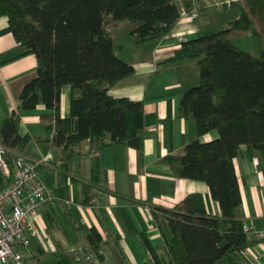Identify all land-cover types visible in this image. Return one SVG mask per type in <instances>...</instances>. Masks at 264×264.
Instances as JSON below:
<instances>
[{"label": "trees", "instance_id": "1", "mask_svg": "<svg viewBox=\"0 0 264 264\" xmlns=\"http://www.w3.org/2000/svg\"><path fill=\"white\" fill-rule=\"evenodd\" d=\"M196 1L0 0V18L8 19L2 33L12 34L21 50L9 62L33 55L38 65V75L23 88L18 108L0 126V144L8 149L5 161L11 171L17 154H26L34 141L20 134L22 115L44 106L53 112L43 120L55 133L61 171L68 172L83 156V142L91 144L90 184L81 187V203H91L94 187L104 179L100 151L122 144L140 151L144 140L145 103L110 93L135 74L134 66L119 56L123 46L114 42L110 23L133 24L130 34L139 46H146L170 35L182 8L191 11ZM231 7L240 10L238 19L217 33L183 42L166 62L194 60L200 70L199 84L185 90L180 103L181 117L196 123L197 138L166 163L177 177L205 183L220 214L209 212L200 193L189 194L171 209L154 208L166 255H158L146 240L153 264H241L255 243L236 215L242 197L235 159L245 145L260 152L264 162V0H235ZM250 35L260 42L259 56L235 42ZM64 87L71 88L67 118L61 114ZM212 133L218 138L201 141ZM66 180L62 177L61 182ZM9 182L0 172V189ZM87 237L102 259L100 233L92 229ZM31 261L43 264L39 256ZM76 261L68 257L56 264Z\"/></svg>", "mask_w": 264, "mask_h": 264}, {"label": "crops", "instance_id": "2", "mask_svg": "<svg viewBox=\"0 0 264 264\" xmlns=\"http://www.w3.org/2000/svg\"><path fill=\"white\" fill-rule=\"evenodd\" d=\"M234 1L222 3L231 7ZM196 2L202 11L198 20L219 6L218 0ZM228 9L233 11L232 7ZM240 15L241 12L229 19L228 25ZM198 20L180 19L170 35L146 46H139L129 29L125 37L120 31L122 23H110L114 42L123 46L119 56L135 68V74L119 82L110 93L145 103L144 140L140 151L126 144L100 151L98 158L104 179L94 187L91 203H81V187L90 184L94 164L89 154L90 142L82 143L83 156L73 162L68 172H63L59 169L61 150L52 139L55 133L48 130L43 120L53 112L39 106L22 115L20 134L34 138L25 155L44 163L40 177L52 196L42 208L43 229L32 239V246L25 254L28 264H33L31 259L35 256L43 264H56L68 257L75 258L76 264H153L146 240L158 255H166L164 238L154 220V208L171 209L189 194L200 193L205 196L209 212L220 214L219 203L211 199L205 183L177 177L166 163V158L180 155L197 138L196 123L181 117L180 103L183 92L199 83V67L194 60L166 62L181 49L178 36L191 40L204 34ZM7 26L8 19L0 18V126L18 108L25 85L38 75L33 55L9 62L21 50L12 34L2 33ZM70 100L71 88L64 87L63 118L70 115ZM218 136L212 133L201 141L209 142ZM263 166L260 152L245 145L240 147L235 168L242 205L236 215L245 226L251 225L256 231H264ZM65 176L67 180L61 182ZM92 229L102 236L99 251L102 259L83 263L88 254L96 253L87 237ZM249 237L255 243L244 252L241 264H264V244Z\"/></svg>", "mask_w": 264, "mask_h": 264}, {"label": "built area", "instance_id": "3", "mask_svg": "<svg viewBox=\"0 0 264 264\" xmlns=\"http://www.w3.org/2000/svg\"><path fill=\"white\" fill-rule=\"evenodd\" d=\"M200 6L195 2L191 11L182 8L181 19L198 20ZM189 40L179 36L182 44ZM8 149L0 144V172L10 179L9 184L0 189V264H25V254L32 246V239L43 229L42 208L51 200L40 177L44 164L18 153L13 171L5 161ZM244 231L264 244V231H256L253 226H245ZM100 254V253H99ZM96 253L88 254L83 263L95 262Z\"/></svg>", "mask_w": 264, "mask_h": 264}, {"label": "rangeland", "instance_id": "4", "mask_svg": "<svg viewBox=\"0 0 264 264\" xmlns=\"http://www.w3.org/2000/svg\"><path fill=\"white\" fill-rule=\"evenodd\" d=\"M218 1H219V6L216 7V9L212 8L211 10H209L208 16L205 15L200 20H198V23L202 26V28L204 30V34H202V35H211V34L217 33L218 31H221V30L227 28L229 19L234 18L240 12V10L236 9V8H233V11L229 12L230 9H228V8H231V7H229V6L224 7L225 5L222 3V2H225L226 0H218ZM199 14L201 16L200 12H199ZM132 28H134L133 24H130L128 22H122V25L120 27V31L123 32V34L125 33L126 34L125 37H127L128 35H127L126 31L128 29L130 30ZM178 38H179V36H178ZM235 42L238 45V47H240L241 49L249 51V52H251L257 56L260 55V52H261L260 42L257 38H252L251 36L240 37V38H237L235 40ZM189 70H192V69H189ZM193 70H194V68H193ZM193 87H195V86H193ZM193 87H191V88H193ZM191 88H189V89H191ZM42 182H43V180H42ZM54 183L57 184L58 181L55 180Z\"/></svg>", "mask_w": 264, "mask_h": 264}, {"label": "water", "instance_id": "5", "mask_svg": "<svg viewBox=\"0 0 264 264\" xmlns=\"http://www.w3.org/2000/svg\"><path fill=\"white\" fill-rule=\"evenodd\" d=\"M108 21H109V22H112V20H111V19H109ZM250 36H252V35H250Z\"/></svg>", "mask_w": 264, "mask_h": 264}]
</instances>
